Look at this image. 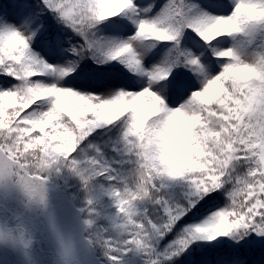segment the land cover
<instances>
[{
  "label": "snow or ice",
  "instance_id": "snow-or-ice-1",
  "mask_svg": "<svg viewBox=\"0 0 264 264\" xmlns=\"http://www.w3.org/2000/svg\"><path fill=\"white\" fill-rule=\"evenodd\" d=\"M93 185L107 264H264V0L0 3V143Z\"/></svg>",
  "mask_w": 264,
  "mask_h": 264
},
{
  "label": "trees",
  "instance_id": "trees-1",
  "mask_svg": "<svg viewBox=\"0 0 264 264\" xmlns=\"http://www.w3.org/2000/svg\"><path fill=\"white\" fill-rule=\"evenodd\" d=\"M0 161L4 166L0 167V179L7 185L9 194L39 204L49 202L65 212L60 220L67 221L66 246L59 247L63 260L90 257L92 261L99 259L107 264L105 258L114 247L113 236L102 201L90 182L42 149H29L14 142L0 143ZM70 243L76 249L87 243L92 251L79 250L77 255L67 247Z\"/></svg>",
  "mask_w": 264,
  "mask_h": 264
},
{
  "label": "rangeland",
  "instance_id": "rangeland-1",
  "mask_svg": "<svg viewBox=\"0 0 264 264\" xmlns=\"http://www.w3.org/2000/svg\"><path fill=\"white\" fill-rule=\"evenodd\" d=\"M5 186L0 179V224L17 230L20 246L16 250L0 247V264H105L99 259L92 261L90 257L73 258L69 262L63 260L59 247L66 246L67 221L60 220L65 212L47 201L39 204L11 195ZM74 246L70 243L67 247L77 255L79 250L92 251L87 243L79 249Z\"/></svg>",
  "mask_w": 264,
  "mask_h": 264
},
{
  "label": "clouds",
  "instance_id": "clouds-1",
  "mask_svg": "<svg viewBox=\"0 0 264 264\" xmlns=\"http://www.w3.org/2000/svg\"><path fill=\"white\" fill-rule=\"evenodd\" d=\"M20 246V238L17 235V230L0 224V247H7L16 250Z\"/></svg>",
  "mask_w": 264,
  "mask_h": 264
}]
</instances>
